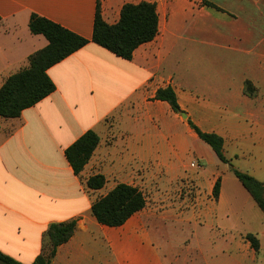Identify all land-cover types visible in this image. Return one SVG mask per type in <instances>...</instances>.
Masks as SVG:
<instances>
[{
	"label": "crops",
	"instance_id": "1",
	"mask_svg": "<svg viewBox=\"0 0 264 264\" xmlns=\"http://www.w3.org/2000/svg\"><path fill=\"white\" fill-rule=\"evenodd\" d=\"M203 1L0 0V88L48 45L30 32L33 15L90 41L48 70L53 94L19 118L0 117L1 252L34 262L50 224L76 220L51 264H264V213L189 123L223 137L230 160L259 156L247 173L264 183V0ZM141 2L156 6L158 34L131 60L91 42L98 6L115 25L125 5ZM167 87L186 118L154 100ZM89 130L100 144L78 177L65 150ZM95 175L105 187L86 190ZM218 179L213 213L187 210L169 192ZM118 184L138 187L146 207L122 226L102 225L92 204ZM247 234L259 239V254Z\"/></svg>",
	"mask_w": 264,
	"mask_h": 264
},
{
	"label": "trees",
	"instance_id": "2",
	"mask_svg": "<svg viewBox=\"0 0 264 264\" xmlns=\"http://www.w3.org/2000/svg\"><path fill=\"white\" fill-rule=\"evenodd\" d=\"M207 6L214 7L208 1ZM159 19L156 6L151 3L127 4L121 11L117 24H107L98 6L91 42L105 48L117 57L131 60L135 50L141 45L155 39L158 34ZM30 32L42 35L48 45L28 58L26 69L10 76L0 88V117L5 119L19 118L22 112L29 109L56 91V85L48 75V70L62 62L90 43L89 40L74 34L62 26L38 15H33L29 23ZM245 92L254 96V87L246 82ZM154 100L167 102L175 113H182L176 92L172 87L159 89ZM190 126L199 138L207 144L218 159L231 167L234 177L264 213V183L247 172L236 169L224 152L225 141L215 133L200 130L192 121ZM100 144L99 135L89 130L65 150V157L75 176H81L85 166ZM107 183L103 175H95L85 181V189L99 191ZM221 191V179H218L213 194L217 199ZM147 199L138 188L127 184H118L107 195L96 200L91 207L97 221L109 227L124 225L134 214L146 207ZM76 220L52 223L43 237V252L32 264H51L58 248L67 243L74 235ZM246 240L259 254L260 242L253 234H247ZM0 264H24L12 256L0 251Z\"/></svg>",
	"mask_w": 264,
	"mask_h": 264
},
{
	"label": "rangeland",
	"instance_id": "3",
	"mask_svg": "<svg viewBox=\"0 0 264 264\" xmlns=\"http://www.w3.org/2000/svg\"><path fill=\"white\" fill-rule=\"evenodd\" d=\"M262 98H264V90L262 92ZM231 162L237 169L243 172L253 171L254 166L262 165L263 163L259 156L250 155H246L245 157L239 159L232 158ZM203 166L204 165L198 160L193 164L194 170L198 173L205 170ZM212 183L213 181L210 180V184L209 182H206L205 186L202 188L196 187L194 185L174 186L171 188V190H169V192L173 199L175 201H179L180 204H183V207H185L187 210H193L195 212H203L205 210L206 212L210 211L213 213L215 210V204L219 197L217 199L214 197L213 187L211 189V185H213ZM231 187L232 186L228 184L229 190L232 189ZM143 191L148 194L149 190L148 188H143ZM185 200H187L186 203H184ZM238 227L240 230L242 229L243 231H246L250 229L251 225L244 221H240L238 223ZM35 253L36 252L34 251L29 252V256L34 255ZM20 259L18 260H20V262L22 261L24 264H31V262H33V258L27 257L25 255H23Z\"/></svg>",
	"mask_w": 264,
	"mask_h": 264
},
{
	"label": "water",
	"instance_id": "4",
	"mask_svg": "<svg viewBox=\"0 0 264 264\" xmlns=\"http://www.w3.org/2000/svg\"><path fill=\"white\" fill-rule=\"evenodd\" d=\"M182 116H183L184 118H186V117H187L185 113H182Z\"/></svg>",
	"mask_w": 264,
	"mask_h": 264
}]
</instances>
